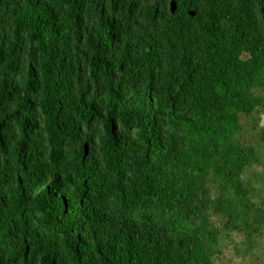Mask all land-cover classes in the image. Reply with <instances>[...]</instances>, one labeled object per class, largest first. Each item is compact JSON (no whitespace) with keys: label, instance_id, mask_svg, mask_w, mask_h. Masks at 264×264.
Masks as SVG:
<instances>
[{"label":"trees","instance_id":"1","mask_svg":"<svg viewBox=\"0 0 264 264\" xmlns=\"http://www.w3.org/2000/svg\"><path fill=\"white\" fill-rule=\"evenodd\" d=\"M254 117L264 0H0V264H215Z\"/></svg>","mask_w":264,"mask_h":264},{"label":"rangeland","instance_id":"2","mask_svg":"<svg viewBox=\"0 0 264 264\" xmlns=\"http://www.w3.org/2000/svg\"><path fill=\"white\" fill-rule=\"evenodd\" d=\"M246 131L242 139L249 145L258 148L261 164L249 170L246 179L251 181L253 189L250 199L259 203L264 198V147L258 143V127H255V117L245 119ZM251 124L254 126L251 127ZM264 126V117L261 118L259 127ZM222 225V220H217V226ZM219 251L221 255L216 258L215 264H264V228L259 235L246 239L238 233H231L229 237L222 233Z\"/></svg>","mask_w":264,"mask_h":264}]
</instances>
